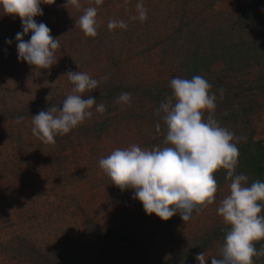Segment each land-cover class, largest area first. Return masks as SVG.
<instances>
[{
    "label": "rangeland",
    "instance_id": "374dc122",
    "mask_svg": "<svg viewBox=\"0 0 264 264\" xmlns=\"http://www.w3.org/2000/svg\"><path fill=\"white\" fill-rule=\"evenodd\" d=\"M66 3L41 4L43 15L35 17L59 41L50 69L18 59L16 34L23 31L22 22L18 16L0 14V264H199L196 255L201 252L211 264V257L220 256L225 242L227 233L220 232L231 227L217 211L230 194L227 170L213 173L217 191L212 204L200 206L187 221L179 213L165 221L155 213L148 215L133 190L121 191L111 184L99 161L118 148L167 146L164 113L158 115L156 109L171 96V79H189L192 63L187 69L181 61L195 52L201 54L195 47L209 36L216 54L201 58L207 66L205 80L218 79L223 85L222 96L221 89H209L217 96L215 119L236 136L252 134L254 140H262L264 150V61L250 60L227 76L221 51L231 36L236 41L241 33L223 24L226 13L239 14L250 7V1L103 0L96 5L95 0H79L80 8L64 7ZM138 3L147 10L144 22L132 19L138 17ZM87 7L97 8L94 38L76 25ZM257 10L264 20V3ZM112 20H122L127 27L109 30ZM30 37L28 33L24 39ZM68 71L87 73L99 82L97 89L82 95L95 97L96 105L104 104L106 111L97 113L93 105L92 116L78 125L86 128L78 130L73 146L63 148L62 143L58 147L36 141L23 120L11 117L16 111L6 109L27 103L31 109L37 106L46 111L42 104H62L73 88ZM44 72L51 77L43 78ZM249 83H255V89ZM121 92L131 93L130 104L117 103ZM245 92L251 94L252 105L243 101ZM224 99L230 101L228 105ZM207 115L205 111L204 118ZM103 120L108 126L101 134L90 130L89 126ZM250 166L238 156L235 174L248 177L244 186L258 180ZM253 243L259 250L264 239ZM188 251L190 257L183 259ZM261 257L254 256L253 264H259Z\"/></svg>",
    "mask_w": 264,
    "mask_h": 264
},
{
    "label": "clouds",
    "instance_id": "9594fccd",
    "mask_svg": "<svg viewBox=\"0 0 264 264\" xmlns=\"http://www.w3.org/2000/svg\"><path fill=\"white\" fill-rule=\"evenodd\" d=\"M55 0H0V14L18 16L22 22V32L16 34L18 59L26 61L38 69H50L55 61V50L59 46L57 38L51 35L47 24L37 23L36 16L43 15L41 4L51 5ZM103 0H95L101 5ZM68 5L80 8L79 0H67ZM141 22L147 19L143 3L136 5ZM97 8L87 7L76 20V25L85 36L95 37L97 33ZM126 28L124 21L112 20L109 30ZM31 33L29 40L24 36ZM7 43L11 44V40ZM67 77L73 84L71 94H67L62 106L52 104L46 111L32 116V133L44 144H54L56 135L68 134L72 129L92 116L89 110L96 105L93 96L83 97L86 91L98 87V81L81 71H68ZM172 94L156 109L166 124L165 147L141 149L132 145L127 149H116L106 158H101L99 166L110 183L121 191L133 190L134 198L143 204L144 211L167 221L177 213L183 221L191 218L200 206L212 204L217 191V181L213 173L223 168L226 178L231 181L230 194L217 209L225 224L230 225L220 256H212L211 264H253L254 256H264V246L257 250L254 241L264 239V182L256 180L244 186L248 177L235 174L239 150L237 143L246 137L220 126L215 119L214 109L217 96L209 93L212 85L199 75L191 79L175 77L170 81ZM221 96L223 94V89ZM131 93L121 92L117 103L130 104ZM51 100V93L46 96ZM104 104L96 105V112L103 114ZM205 111L208 112L204 119ZM23 120L19 117L17 122ZM160 131V124H156ZM199 264H207L205 253H197Z\"/></svg>",
    "mask_w": 264,
    "mask_h": 264
},
{
    "label": "trees",
    "instance_id": "16d2710c",
    "mask_svg": "<svg viewBox=\"0 0 264 264\" xmlns=\"http://www.w3.org/2000/svg\"><path fill=\"white\" fill-rule=\"evenodd\" d=\"M249 1H250V7L245 8L239 14H233L232 17L230 15H228V13H226V17L223 20L224 25L227 24L230 27L232 26L236 31L241 32L236 41H235L236 37L231 36L229 38L230 43L228 42L224 46L225 50L221 49V51L225 57V63L227 64V70H226L227 76H230L235 70H238L239 68L241 69V68L246 67V64L248 62H250V60H255V61L260 62L262 64L264 61V20L262 18V15L257 10V5L263 4L264 0H249ZM223 16H224V14H223ZM256 30H258V32H255ZM244 33H247V35L245 37L242 36ZM214 43L215 42L213 41L212 36H209L207 39H204V41L199 42L198 46L195 47V51L198 48V50L201 51L200 52L201 54H198V52H195L194 55H192V56H184L183 57V59L181 61L182 64L187 65L188 63H192L190 65L189 69H188V65H187V69H188V73H189V79H191L195 75H199V76L203 77L204 79L207 78L206 76H204V72H205L204 70H205V67L207 69V66H205V63L201 64V60H202L201 58H203L205 55H207L210 52L213 54H216L214 48L212 47V45ZM215 49H217V48L215 47ZM35 72H36V70H34V73ZM262 73L264 75V69H262ZM42 76L45 79H49L51 77L46 72L42 73ZM244 77H245V74H244ZM206 81H208V80H206ZM208 82L212 85L213 90H215L216 88L221 89L223 86V85H221V80H218V79H213V80L208 81ZM48 83L49 82H46V84H48ZM254 84L255 83L250 84L248 86L251 87L252 89H255ZM248 86H246V87H248ZM39 87H41L43 89V88H45V85L42 86L41 84H39ZM112 87H113V85H112ZM246 87H243L242 89H245ZM114 88L120 89V86H119V88H117V87H114ZM171 91H172V89H171ZM245 93H246L247 98H243V101L247 104L252 105L253 102H252L251 98H249L251 94L248 92H245ZM223 102L225 105H228V103L230 101L224 99ZM28 105L29 104H27V103H24V106L15 105V106H11V107L7 108L6 110L12 109L13 112L16 111V113H14L11 116L14 118H19V116L22 114L23 122L26 123L27 131L30 134H33L32 131L30 130V126L32 128L33 124L28 123V120H29L28 117L32 115L31 113H39L42 109H39V107H37V106H35L33 109H31V107H29ZM46 105H48V107ZM42 106H45L44 109H46V108L51 107L52 104L51 103L42 104ZM56 106L59 107V106H62V104L59 103ZM248 108L250 109L249 106H248ZM13 112H11V113H13ZM235 113H238V112L235 111ZM30 119L32 120V117H30ZM204 119H206V118H204ZM106 124H108L107 120H105L104 122H100L99 124L89 126V128H90V130L94 129L95 131H99L101 134L103 129L108 126V125L106 126ZM85 128H86V126H84V127L78 126L77 128L75 127L74 129H72L68 134H65L62 136L56 135L54 137V139L56 141L55 144H57L58 147H60L59 143H62L63 148L67 147V145H70V144L72 145L73 143H75V137L77 138L76 135H78V130L79 129H85ZM38 140L39 139L37 138L36 141H38ZM240 141L237 142V147L239 150L238 156L239 157L242 156L243 162L251 165L250 166V168H251L250 172H252L257 177L258 180L263 182L262 178L264 175V150H261V148H260L262 140L261 141L254 140L252 137V134H250L246 138L244 144H240ZM228 230H229L228 227L224 228L222 230V232H220V235H221V233H222V235H225L228 232ZM206 240H209V238L198 242L196 245H203V244H205ZM258 241H260V240H258ZM20 242L23 243V240H21ZM192 250L194 252L195 250H197V248L194 246ZM187 255H189V257H190L191 252L190 251H188V253L186 252L184 254L183 259L185 258L187 260ZM259 260H260L258 262L259 264L264 263V258L261 257V259H259Z\"/></svg>",
    "mask_w": 264,
    "mask_h": 264
}]
</instances>
